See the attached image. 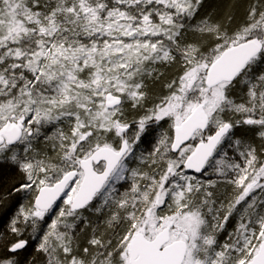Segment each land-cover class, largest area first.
Returning a JSON list of instances; mask_svg holds the SVG:
<instances>
[{"label": "snow or ice", "instance_id": "snow-or-ice-1", "mask_svg": "<svg viewBox=\"0 0 264 264\" xmlns=\"http://www.w3.org/2000/svg\"><path fill=\"white\" fill-rule=\"evenodd\" d=\"M0 264H264V0H0Z\"/></svg>", "mask_w": 264, "mask_h": 264}]
</instances>
